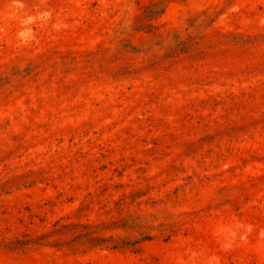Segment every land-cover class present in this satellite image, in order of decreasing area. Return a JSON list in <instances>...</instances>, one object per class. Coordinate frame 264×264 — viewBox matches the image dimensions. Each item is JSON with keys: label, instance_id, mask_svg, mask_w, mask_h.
<instances>
[{"label": "rangeland", "instance_id": "obj_1", "mask_svg": "<svg viewBox=\"0 0 264 264\" xmlns=\"http://www.w3.org/2000/svg\"><path fill=\"white\" fill-rule=\"evenodd\" d=\"M0 264H264V0H0Z\"/></svg>", "mask_w": 264, "mask_h": 264}]
</instances>
